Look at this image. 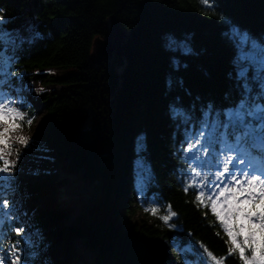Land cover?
<instances>
[{
  "label": "trees",
  "instance_id": "16d2710c",
  "mask_svg": "<svg viewBox=\"0 0 264 264\" xmlns=\"http://www.w3.org/2000/svg\"><path fill=\"white\" fill-rule=\"evenodd\" d=\"M0 10L7 33L23 29L32 38L7 53L12 82L19 86L14 77L23 74L22 83L32 78L61 87L40 97L46 116L32 144L55 149L59 180L74 173L91 190L75 217L52 206L33 215L36 226L50 217L56 239L76 238L99 264H168L170 255L195 264L201 244L218 258L226 256L227 238L218 222L210 210L205 216L196 207L191 190H183L179 173L187 165L177 154L183 136L170 105L224 108L240 99L233 64L238 49L225 33L238 26L264 39V0H0ZM111 17L124 39L121 61L108 68L107 62L92 63L90 53L92 41L107 35ZM166 36L192 48L180 56L179 68L171 62L179 53L167 49ZM46 69L64 73H36ZM140 183L156 198L145 199ZM169 205L177 213L169 222L176 229L159 218ZM144 207L159 211L153 215ZM142 209L144 217L129 222ZM15 226L12 218L0 223L5 252L21 240ZM21 246L34 251L24 240ZM80 258L71 254V261ZM225 264L240 262L233 257Z\"/></svg>",
  "mask_w": 264,
  "mask_h": 264
},
{
  "label": "snow or ice",
  "instance_id": "6c2138e0",
  "mask_svg": "<svg viewBox=\"0 0 264 264\" xmlns=\"http://www.w3.org/2000/svg\"><path fill=\"white\" fill-rule=\"evenodd\" d=\"M203 2L207 4L208 0ZM3 22L0 10V24ZM4 35L12 34L0 29V37ZM225 35L238 49L233 64L235 78L240 82V99L233 106L224 108L211 103L201 104L199 109L195 105L190 109L170 105V118L176 124L177 133L183 136L177 154L187 165L179 174L184 178V192H193L194 203L197 208L205 210V216L210 210L227 238L226 256L218 258L201 244L202 252L195 264H225L233 257L240 264H264V39L253 37L238 26L231 27ZM164 39L169 51L179 53L171 58L172 64L179 68L180 56L192 54L190 44L172 36ZM16 42L21 46L17 49L19 51L25 42L22 34L16 37ZM0 54H7L4 48H0ZM18 59L16 56L15 60ZM3 71L0 56V75ZM22 77L23 74L14 77V81H21L20 87L0 91V223L6 222L8 217L21 219L16 200V193L20 190L17 165L21 153L19 149H13V144L28 148L32 141L13 133L22 131L25 122L30 127L34 119L25 110L31 107V102L22 94ZM171 83L169 79V87ZM0 88H8L3 79H0ZM43 91L42 88L35 90L37 94ZM14 152L16 158L12 159ZM145 211L155 215L159 209ZM176 216L169 205L168 214L159 218L170 229H176L175 224L169 223ZM14 230L21 240L9 243L6 252L0 246V264H38V254L21 246L26 235L23 223ZM181 264H189L188 258H182Z\"/></svg>",
  "mask_w": 264,
  "mask_h": 264
},
{
  "label": "rangeland",
  "instance_id": "374dc122",
  "mask_svg": "<svg viewBox=\"0 0 264 264\" xmlns=\"http://www.w3.org/2000/svg\"><path fill=\"white\" fill-rule=\"evenodd\" d=\"M21 34L23 36L24 33H20L19 35ZM0 43L1 48H7V44L5 46L4 43ZM0 56H2L5 66L6 59L2 54H0ZM36 73L47 74L49 76H61L64 72L58 69H46ZM6 83L8 84V82ZM23 85V91L24 89L27 91L23 95L26 98H30L31 107L34 109L31 116L34 117V119L30 127L26 124L24 125L22 131L18 130L13 133V135H23L25 137L31 138L32 134L39 130L40 124L43 118L46 116L43 106L44 103L40 97L47 92L48 94L52 92H58L61 87L58 84L52 82L42 84L37 80H33L32 78H30V81H27ZM29 87L31 91H29ZM41 88L44 89V91L37 94L35 90ZM9 89L10 86L8 84L7 90ZM20 94L21 93H19V95ZM13 149H19L21 153L20 163L17 165V170L20 174V190L16 193V200L19 205L18 214L21 219L17 221L20 224L23 223L26 229V235L24 236V239L34 247V253L38 254V264H40V262H42V264H63V262H67L69 260L70 254H78L82 256L85 258V264H99L96 261V253L91 249H86L83 247L80 241L76 240V238L69 240L73 243H64L61 242L60 239H56L52 234V222L50 217H43L41 221L44 226H42V228H38L33 221V215L35 213H41L42 211L48 210L51 207V201L53 200L54 201L52 205L54 208L67 209L70 213L69 219L70 217H75L79 209V204L83 202L88 197V195H90L91 190L89 186L84 185L85 182L74 175V173L67 174V177L63 180H56L60 173L57 169L59 161L56 157L54 148H51L47 145L39 146L33 142V144L30 143L28 148H24L18 143H14ZM37 149H40V151H37ZM41 156L47 158L40 159L39 157ZM15 158L14 152L12 159ZM48 162L50 163L48 164ZM41 171L46 172L47 177H44ZM37 172L38 174H34ZM143 176L144 174H142V178ZM50 183L52 184L48 185ZM54 189L61 190L62 195L60 198H57L59 193L55 192L56 190ZM48 191L52 192L47 193L46 195H41ZM137 216L138 219L144 217L143 209L139 210L135 216H132L129 222L136 221ZM42 239H48L49 241L46 243L44 242L41 245V242H43ZM199 253L201 252L199 251ZM103 264L105 263L103 262ZM168 264H179V261L170 255Z\"/></svg>",
  "mask_w": 264,
  "mask_h": 264
},
{
  "label": "water",
  "instance_id": "95a60500",
  "mask_svg": "<svg viewBox=\"0 0 264 264\" xmlns=\"http://www.w3.org/2000/svg\"><path fill=\"white\" fill-rule=\"evenodd\" d=\"M124 33L113 17L109 20L108 33L104 38L97 37L92 41L90 60L96 65L108 62L109 67L114 61L120 62L122 58V41Z\"/></svg>",
  "mask_w": 264,
  "mask_h": 264
},
{
  "label": "bare ground",
  "instance_id": "6f19581e",
  "mask_svg": "<svg viewBox=\"0 0 264 264\" xmlns=\"http://www.w3.org/2000/svg\"><path fill=\"white\" fill-rule=\"evenodd\" d=\"M0 91H3V89H1L0 88ZM18 95H19V93H17ZM23 94H25V93H23ZM29 97V96H28ZM50 162H48V164H49ZM41 173L43 174V176L44 177H47V175H46V172H43V171H41ZM52 174H54V173H52ZM140 178H142V176H139ZM142 190H141V193H142V195L145 197V199L147 198L148 200L149 199H152V197H154V198H156V196H153V193L155 192H152L151 194H152V197L151 196H149L148 195V192L146 193V188L145 189H143V184L142 183H140V186H139ZM48 193V192H47ZM47 193H45L44 195H46ZM156 194H158V192L156 191ZM61 195H62V193H59V196H57V198H60L61 197ZM56 198V199H57Z\"/></svg>",
  "mask_w": 264,
  "mask_h": 264
}]
</instances>
